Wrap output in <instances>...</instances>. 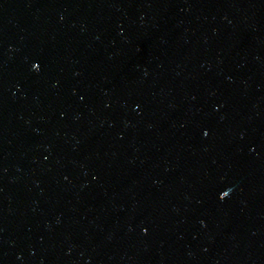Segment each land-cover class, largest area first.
Segmentation results:
<instances>
[{
    "label": "water",
    "instance_id": "water-1",
    "mask_svg": "<svg viewBox=\"0 0 264 264\" xmlns=\"http://www.w3.org/2000/svg\"><path fill=\"white\" fill-rule=\"evenodd\" d=\"M0 264H264V0H0Z\"/></svg>",
    "mask_w": 264,
    "mask_h": 264
},
{
    "label": "snow or ice",
    "instance_id": "snow-or-ice-1",
    "mask_svg": "<svg viewBox=\"0 0 264 264\" xmlns=\"http://www.w3.org/2000/svg\"><path fill=\"white\" fill-rule=\"evenodd\" d=\"M32 67H33V69H35V70H37V71L39 70L38 65L35 64V63L32 65ZM227 195H228V194H225L223 197H220V198H221V199H224Z\"/></svg>",
    "mask_w": 264,
    "mask_h": 264
}]
</instances>
